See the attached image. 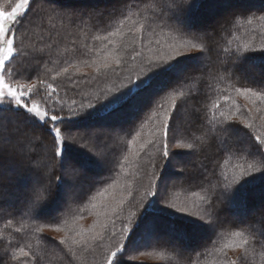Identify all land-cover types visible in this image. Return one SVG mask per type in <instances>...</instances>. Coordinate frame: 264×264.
Here are the masks:
<instances>
[{"label":"snow or ice","instance_id":"obj_1","mask_svg":"<svg viewBox=\"0 0 264 264\" xmlns=\"http://www.w3.org/2000/svg\"><path fill=\"white\" fill-rule=\"evenodd\" d=\"M50 3V0H47ZM146 0H121L124 6L134 4L138 8L140 3ZM35 3V0H31ZM52 4V3H51ZM202 7V0H160L156 9L151 10L152 19L147 27L140 23L135 29L140 33V48H132L130 59L136 61L141 58V69L136 78L126 77L125 81L120 82L119 95L109 98L104 97L106 103L97 107V104L88 100L87 103L81 101L80 105L70 111L64 112L52 111L47 108H41L35 100V96L41 91L55 93L57 89L52 83H45L40 78V67L49 63H55L49 55H45L41 37L33 46V53H21L16 45V35L19 32L26 31L25 23L27 14L31 11L30 0H19L10 12L0 10V213L5 217L10 215L24 214L32 219L43 222V226L35 229L36 233H42L44 226L52 227L53 232L63 233L57 238L54 235H48L43 238L45 247L39 252H34L32 264H44V258L51 251L57 250L63 258V264H73L76 257L75 249L77 247L87 248L90 246L89 239L97 241L103 239V233L97 232L90 238L84 236V229L78 228V220H65L63 226H53L58 224L57 213H61V207L50 211V206L57 197L60 198L61 205L66 203L63 190L68 187L74 189L73 199L75 202H83L91 193L94 184L91 179V167L99 165L103 167L111 163L106 148L96 147L105 139V132L111 129H81L76 127L78 121L87 114L103 109V116L113 119H125L141 109L145 105L149 109L157 105L158 100L180 88L190 79H194L197 74L203 75V53L207 51L201 44L193 43V39L210 38L218 34L219 30H226L232 23L231 17H225L218 28L208 29L206 27H197L188 21V15L194 10ZM114 12L119 11L114 9ZM121 16L123 12H119ZM107 15L111 18L112 13H90L89 16ZM235 15V13H233ZM84 13L72 11L63 13L61 20L67 22V26L73 25L77 20H82ZM147 19V17H146ZM264 20V16L259 17ZM252 21L249 20L248 23ZM152 25H162L173 30L181 37H191L192 39H182L179 43H167V51L161 46L159 39L155 40V49L151 47L153 41L148 39L144 44L145 31L151 32ZM123 21L114 31H108L106 35H96L92 37L95 41L103 44V48L97 49L96 58L92 59L89 53L92 51L87 44L82 48L75 46L71 55L76 59H83L87 68H94L97 74H107L111 71L119 76L122 68L126 66L124 52L127 51V45L123 43L125 33L121 31ZM119 37L121 42L113 39ZM175 40V37L172 38ZM49 38L48 48L54 50V44ZM109 45L112 47L110 48ZM147 48L148 52L155 51V55L144 56L143 50ZM250 49L249 45L243 46V49L237 48L225 62L223 67L225 73L231 76L244 77L245 65L249 61L261 59L264 57V45L259 49L260 55H245ZM22 55H31L32 62L27 61L16 63L13 70L11 65ZM264 60V59H261ZM60 70L56 71L51 80L55 81L62 74L67 75L68 81L73 82V76L70 69L80 72L81 69L71 62L69 57H65ZM51 71V69H49ZM219 71V70H218ZM6 77H11L6 79ZM43 86V88L41 87ZM260 91L253 87H237L235 92L243 96L251 104L255 105L257 101L264 103V84L259 85ZM194 96V93H189ZM185 96L183 91H175L170 99V108H165L159 104V108L164 109V118L160 127L158 140L159 160L153 163L150 196L151 200L144 208L143 212L137 217L135 224L123 228L124 235L120 236L118 245L110 250L105 258L104 264H126V258L130 253L138 251L144 244H150L155 241L159 244L163 240L168 241V246L179 249L183 252L182 242L191 239V234L200 229H207L215 233L222 227L220 219V206L225 202L231 204L237 194L245 188L246 185L254 184L257 181L264 182V136H251L245 129H252V123L247 120L235 119L237 113H220L222 119L214 120L215 128L209 129L214 139L212 145L215 152L210 157H206L213 163V175L224 168L233 157L243 156L245 162L237 164L239 172H234L229 178L223 171H220L222 179L217 178L215 187L219 189V194L215 198L205 199L204 206L195 213H190L187 208L178 207L174 203H169L165 196L160 195L161 190L166 189V182L162 180V173L166 165H172L180 169L181 179L187 172L190 162L202 151V145L197 143L199 136L193 138L187 136L191 142L183 145L175 143L177 137L184 135L181 132L178 120L184 104L177 106V100ZM99 100V98H97ZM72 103L75 105L76 101ZM187 100H185V104ZM195 104L196 101L193 100ZM219 107V105H214ZM260 109L257 108V111ZM240 111L237 106V112ZM248 111H252L249 109ZM199 108H194L190 113L192 124H201ZM215 117V113H213ZM6 118H14L16 126L14 128H5L2 126ZM243 125V127H241ZM191 126V124H190ZM202 126V125H201ZM83 132L79 139L74 133ZM139 133H137V137ZM51 141V156L46 149L47 141ZM86 142L94 146V150L82 151L90 159H81L78 155L72 153L70 149L80 151L76 145L85 146ZM135 144V138L131 141ZM170 143L176 147L188 149L186 152H172ZM92 151V154H89ZM227 154L229 160H220ZM128 160V156H124ZM123 170V164L120 165ZM207 170V165H204ZM24 177L32 180V187L28 195L24 198V207L20 212L13 213L10 207H5V202L11 197V190ZM55 190V196H53ZM80 193L78 200L75 199V193ZM156 205L157 207L153 208ZM95 207V205H93ZM151 210V211H150ZM167 221L166 226L162 227L160 221ZM106 227V226H105ZM191 230V233L188 231ZM19 231V230H18ZM247 232L234 231L231 235L237 240L230 241L224 245V248L241 249V255L236 260H227L226 264H249L248 245L251 241L264 247V213L260 214L255 220L248 222ZM112 236H116L113 232ZM180 242V243H176ZM24 257L29 253L24 248L19 249ZM16 259V253L11 252L6 245H0V264H10Z\"/></svg>","mask_w":264,"mask_h":264},{"label":"trees","instance_id":"obj_2","mask_svg":"<svg viewBox=\"0 0 264 264\" xmlns=\"http://www.w3.org/2000/svg\"><path fill=\"white\" fill-rule=\"evenodd\" d=\"M159 2L160 0H146L145 3H140L137 8L131 3L124 6L121 0H50V3L47 0H35V3H31L30 0L31 11L27 14V21L25 23L26 31L19 32L16 35L15 43L18 46V51L21 53H33L34 44L40 41L43 36L44 53L45 55H49L51 60L55 61V63H49L40 67V78L45 83H52L57 91L55 93L41 91L39 95H36L35 100L39 106L42 109L47 108L50 113L52 111H60L61 109L67 112L77 108L81 101L87 103L88 100H91L97 104V107H100L105 104L103 100L106 95L109 96L111 93H114V95L117 94L122 78H126L128 75H134L136 70L134 68L141 69L142 67L140 57L136 61L130 59L132 48H140V33H136L135 29L139 27L140 23H144L147 27L149 21L152 19L151 10L156 9ZM17 3L11 5L9 12ZM209 3L212 5L207 7ZM114 9H118L119 11L114 12ZM72 11L84 13L83 19H78L75 24L66 27L67 22L62 21L60 17L63 13ZM119 12H123L124 15L121 16ZM205 12H207L206 16H204ZM90 13H112V16L109 18L107 15H95L90 18ZM261 16H264V0H229V2L227 0H219L216 3L215 0H202V7L194 9L188 15L189 23L211 30L218 28V25L223 22L225 17H231L232 19V23L227 26L226 30H219L218 34H214L210 38L201 36L200 39L192 40L193 43L201 44L207 49L203 53L205 60L203 62L204 69L202 76L197 74L194 79H190L180 88L162 96L158 100L157 105H154L150 109L142 105L138 112L125 119L104 117L102 114L103 109H101L99 111L94 110L78 121L76 127L81 129H111V131L105 132L103 142L96 146L106 148L111 163L104 165L102 168L99 165L91 167V179L95 187H93L91 193L83 202L74 201L72 198L74 189L72 188H70L69 194L71 198L67 199L64 197L66 201L64 205H61L59 197L53 201L50 206V211H54L57 207H61L62 209L61 213L56 214L58 224L53 223V226H63L65 220L71 221L74 218L79 221L88 217L93 212V205H96L95 198L115 179L119 164L124 156H128L131 151V140L137 136V133L139 135L144 133V135H147V139L151 138L147 142L146 147L152 149L151 146L155 141V137H151V135L160 130L164 118V109L159 108L158 105L163 104L165 108H170L169 97L175 91L185 92V96L177 100V106L179 107L185 104V100H187V103L191 104L193 109L199 108L201 120L200 125L191 123V126L187 127L188 132L183 130L184 139L182 138L180 142L184 144L191 142L187 139L188 135H191L193 138L199 136L202 151L194 158L195 165H188L183 179H181L180 169L177 168V171L171 172L169 168L171 165H166L162 173V180L164 178H171L174 184V190H172L175 196L178 199L182 198V201H184L185 197L189 198L190 201L186 200L184 205L195 211H198L204 206V201L201 200V197L214 199L219 194L220 190L215 185L217 178L222 179L220 171H223L231 178L234 172H239L236 165L243 164L245 158L241 156L239 158L233 157L229 160L228 155L225 154L224 158L220 160V163L223 164L224 160H229V163L222 170L217 171L215 176L212 174L214 162H210L206 157H210L215 152L214 146L212 145L214 136L209 131V129H214L216 126L214 120L222 119L220 117L221 112L225 114L236 112L237 115L235 118L237 122L240 119H244L253 125L252 129H245V131H248L253 137L264 136V132L257 129H261L262 126H259V123L253 120L254 115L264 120V103L257 101L255 105L251 104L255 113H250L249 115L242 101L244 97L239 96L235 92V88L237 87H253L257 91L261 90L259 85L264 84V60L261 59H264V57L249 61L245 65L243 78L240 76H231L229 73L223 71L228 57L237 48L242 50L243 46L249 45L250 49H255L256 51L250 50L245 55H260L259 49L264 45V20L259 19ZM249 20L252 22L248 23ZM121 21H123L121 31L125 33L123 43L128 46L127 51L124 52L127 63L121 69V71H125L123 74L120 73L117 76L115 73L109 71L106 75L95 73L81 76L71 71L70 73L73 76V82L71 83L68 81L66 74L57 77L55 81L51 80V77L55 75L56 71L66 66L62 63L65 57H69L71 62L78 67L84 66L83 59H76L71 55L73 41H75V46L80 48L84 44H87L92 50L89 53L90 57L95 59L96 50L103 48V44L95 41L92 37L106 35L108 31L116 30L120 26ZM151 27L153 29L151 32L145 31L143 43L147 44L148 39H151L153 41L151 45L153 49L156 47L155 40L157 39L161 41L163 49L169 42L179 43L182 39H192L191 37H181L173 30L162 25H152ZM50 37H52L51 42L54 44V50L48 48ZM173 37H175V40L172 39ZM113 39L117 40L118 43L121 42L119 37ZM109 47L111 48L112 46L109 45ZM143 54L147 57L148 55H155L156 53L155 51L150 53L145 48ZM32 59L33 57L31 55H22L11 67L14 70L16 63L25 61L31 63ZM249 66L260 68L261 72L255 75V73L248 69ZM41 87L43 88V86ZM189 93H194L195 95L190 96ZM73 100L76 101L75 105L72 103ZM193 100L196 101L195 104ZM217 104L219 107H214ZM237 106L240 108L239 112H237ZM257 108L260 110L257 111ZM213 113H215V117ZM6 120L11 125L16 126L17 122L14 118H6L2 124L3 127L10 128ZM74 135L79 139L83 135V132L74 133ZM110 145L111 148L108 150ZM85 146L88 147V150H94L92 144L86 142ZM76 147L79 149L80 145H76ZM46 149L48 155L51 156L50 140L46 143ZM70 151L78 155L81 159H90L82 151L76 149H70ZM90 152L92 153V151ZM158 160L159 157L152 159L148 157L144 158L142 153L135 160L138 161L137 164L143 163V165L136 168L135 171H132L131 176L134 178L139 170L140 175L136 179L142 178L141 187L146 182L148 183V180L151 178L152 165L153 163H158ZM204 165H207L206 171L204 170ZM136 179H133V181ZM32 183V180L28 177L19 180L11 190V199L13 201H6L5 207H10L13 213L20 212L24 207L23 201L28 195ZM253 190L257 195L251 194L252 197L250 199L248 198L250 196L249 193L253 192ZM263 190L264 182L261 181L246 185L237 194L231 204L225 202L220 206L222 227L218 228L215 233L207 229H200L195 232L194 234H197V239L191 236V239L182 242V247L185 249L183 252H180L179 249L169 247L168 241L163 240L159 244L147 245L138 251H134V253L136 254V252L141 251L145 254L152 255L155 259L159 258L160 260L156 261V264H226V259L232 260L229 259L230 256L227 248H224L229 235L234 231H245V234L249 235L247 232L248 222L255 220L260 214L264 213ZM168 193H170L168 189L166 191L163 190L161 195L167 197ZM53 196H55V190H53ZM79 197L80 193H75V199L78 200ZM153 199L155 197L150 196L148 203ZM138 201H141V199L129 198L119 214L116 213L112 217L111 214L109 216H105L106 214H104L103 231L108 238L113 237L114 240L122 236L121 225L125 223L124 220L131 221L130 226L136 223L137 217L143 212L147 204V201H144L143 204ZM257 207L260 209L258 210ZM235 214L236 216H234ZM160 223L164 227L167 221L161 220ZM39 226H43V222H38L28 215L19 214L5 217L3 213H0V245H6L11 252L16 253V259L12 260L10 264H32V260L34 259L32 254L39 252L40 249L45 247L43 238L48 235L44 232L45 230H51L52 227L44 226L42 233H36L35 229ZM188 231L191 233V230ZM113 232L116 233V236H112ZM249 238L250 244L256 251L255 257H248L251 261L250 264H264V247L255 244L251 241V237ZM97 247L99 249H96ZM20 248H24L29 253V256L24 257L19 251ZM75 252L76 257L73 260V264H104L102 261L107 255L105 253L107 250L98 244H93L87 248L77 247ZM44 264H63V258L58 250L55 253L50 251L44 258ZM126 264L140 263L128 261Z\"/></svg>","mask_w":264,"mask_h":264},{"label":"rangeland","instance_id":"obj_3","mask_svg":"<svg viewBox=\"0 0 264 264\" xmlns=\"http://www.w3.org/2000/svg\"><path fill=\"white\" fill-rule=\"evenodd\" d=\"M18 1L19 0H0V10H3L5 12H9V8L11 7V5L14 4V3H17ZM217 1H219V0H215V3ZM227 2H229V0H227ZM210 3L207 4L208 5L207 7L212 5ZM206 14H207V12H205L204 16H206ZM164 50L167 51V46L164 47ZM79 68L81 69L80 72H76L75 69H70V72L72 71L73 73H75L77 75H81V76L82 75H85V76L86 75H92V74L96 73L94 68H87V67H85V65L84 66H80ZM134 69H136V70L134 72L135 74L131 76L132 79H135L137 73L140 71V69L137 68V67L134 68ZM248 69L251 70L253 73H255V75H258L261 72L260 68H253V67L249 66ZM124 72L122 70L120 73L123 74ZM124 76H125V74H124ZM126 77H129V75L126 76ZM10 78L11 77H6V79H10ZM122 81H125V78H122ZM120 90L122 91L123 89H120ZM116 95H119V92L117 94H115V95H114V93H111V95H109L108 97L111 98V97L116 96ZM242 101L244 102L247 110L252 109V111H248L249 115H250V113L254 114L255 110L251 106V103L248 100L244 99V98L242 99ZM103 102L106 103V100L104 99ZM192 110H193V108H192L191 104H189V103L184 104V108L181 110L180 119L178 120V124L180 125L182 133L184 131L188 132L187 131V127L190 126V124H191L190 113L192 112ZM253 120L257 121L259 123V126H262L261 129L257 128V127L256 128L259 131H263L264 132V120H263V118L254 115L253 116ZM6 121L9 123V124L8 123L7 124L10 125V128L15 127V125H11V123L8 120H6ZM159 135H160V130H158L157 132H155V133H153L151 135V137H155V141H154L153 145L151 146L152 149L151 148L148 149L149 147H146L147 146V142H149V140L151 139V138L147 139V135H144V133H143V134H140L138 137L137 136L134 137L135 138V144L131 143L132 144V149H131V151L128 154V156H129L128 158L129 159L127 161H125L124 158L122 159V161L119 164V169L117 171L115 179L112 182H110L109 185L104 189V191L101 192L95 198L96 205H95V207L93 209V212L88 217L78 221L77 227L84 229V236H85L86 239L90 238L92 235H94L97 232H102L103 233V239H100V240H97V241H92V240L89 239L90 246H92L93 244H98V245H100V247L105 248L107 250V252H105V253L108 254L110 252V250L114 249L119 243V239L115 238L113 240V237L112 238H108L107 235L104 234V231H103L104 230L103 229V226H104V221H103L104 220L103 219L104 218V214H106L105 216H107V215L109 216V214H111V217L113 215H115L116 213L119 214L122 211L121 209L125 205V202L129 198H131V199H134V198L138 199L139 198V199H141V201H138V202L143 204L144 201H147L146 206L148 205V201H149L148 198L150 197L149 192L152 190L151 189V184L153 183V181L150 178L148 180V183L146 182V184L142 185V187H141L140 184H141L142 178L141 179L140 178L136 179L140 175L139 172H138L139 170L137 171V174H136V176H134V178H133V176H131V172L135 171L136 168L141 167L143 165V163H138L137 164L138 161H135L140 153H142L144 158L148 157L149 159H152L154 157H159V146H158ZM183 137H184V135H181V136L177 137V140H176L175 143L183 145L184 143L180 142ZM198 143H201V142L198 141ZM129 144H130V142H129ZM169 147H170V150L172 152H186V151H188V149L182 148V147L178 148V147L175 146V144H172V143H170ZM110 148H111V145L108 148V150ZM86 149H88L87 146H81L80 145V147H79L80 151H85ZM89 154L91 155L92 153L89 151ZM124 155H125V153H124ZM121 164H123V170L121 169V166H120ZM193 164L195 165L194 159L190 162L189 165H193ZM169 168H170L171 172H175V171L178 170L177 168H175L172 165ZM238 171H239V169H238ZM133 179H136V180L133 181ZM164 181L166 182V189H168L169 192H170V193H168V195L166 197L167 201L169 203L176 204L178 207L187 208L184 205L185 204L184 202L186 200L190 201V199L186 198V197L184 198V201H182V198L178 199L177 196H175V193L173 191L174 190V188H173L174 184H173L172 179L171 178H169V179H167V178L165 179L164 178ZM162 192H163V189L161 190L160 195L162 194ZM64 193L66 194L65 197L67 199L71 198L69 196L70 188L66 187L64 189ZM251 194H253L255 196L257 195L256 193H254V190H253V192L249 193L250 196L248 198L252 197ZM9 201H13V199H10ZM155 207H157V206L154 205L153 208H155ZM257 208H258V210L260 209L259 207H257ZM187 209H188V211L190 213L197 212V211H195V210H193L191 208L190 209L187 208ZM252 215H253V213H252ZM234 216H236V214ZM124 221H125V223L123 225H121V227H122V232H121L122 234L121 235H124L123 228L126 227V226H130V222H131V221H128V220H124ZM44 233H46V235H50V234L54 235L57 238H59L60 236L63 235V233H55V232H53L52 229L51 230H45ZM196 235L197 234H191V236L195 237V238L197 237ZM237 239L238 238H235L232 235H229V237L227 238L226 244H228L230 241H234V240H237ZM155 243L156 242L153 241L150 244H144V245H142L140 247V249L144 248L147 245H152V244H155ZM247 247L249 249V256L248 257H255L256 251L254 250L252 245L249 244ZM78 248H81V247H78ZM96 249H99V247H97ZM227 250H228V254L230 256L229 259H232V260H236L237 257H239L241 255V251H242L241 249H235L234 250V249H231V248H227ZM159 260H160L159 258L155 259V257H153L152 255L145 254V253H143L141 251L140 252H136V254L134 252H132V253H130L129 257L126 258V262L133 261L135 263H140V264H156V261H159ZM248 261H249V264H250L251 261L249 259H248ZM104 262H105V259L102 261V263H104Z\"/></svg>","mask_w":264,"mask_h":264}]
</instances>
